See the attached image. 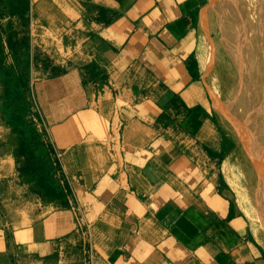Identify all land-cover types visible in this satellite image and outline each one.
<instances>
[{
  "label": "crops",
  "instance_id": "1",
  "mask_svg": "<svg viewBox=\"0 0 264 264\" xmlns=\"http://www.w3.org/2000/svg\"><path fill=\"white\" fill-rule=\"evenodd\" d=\"M25 1L30 119L65 196L7 201L0 264H264L206 77L210 0Z\"/></svg>",
  "mask_w": 264,
  "mask_h": 264
},
{
  "label": "rangeland",
  "instance_id": "2",
  "mask_svg": "<svg viewBox=\"0 0 264 264\" xmlns=\"http://www.w3.org/2000/svg\"><path fill=\"white\" fill-rule=\"evenodd\" d=\"M231 2L232 0H210L206 8V26L211 19V38L215 48L214 69L211 70L208 65L206 77L218 110L240 140V151L235 157V164L238 166L236 174L239 178H235V183L238 185L242 204L264 243V61H259L263 65L256 70L259 62H256L257 59L253 60L254 54L249 53L253 51L249 49L245 53L243 45L239 48L241 42H238L239 35H236L233 18L234 12L236 16L238 12ZM28 12L25 0H0V31L6 48L7 64L18 75L25 77V81L19 85L21 95L16 81L11 80L7 84L8 77L0 68V135L7 133L6 131H10L11 135L9 140L0 141V214L6 219L8 200L11 202L19 198L22 205H29L40 200L45 203L54 198L47 191L45 170L38 169L42 164L38 161L31 162L20 151L21 134L13 125L14 112L19 103H27L29 118L33 111L30 89L32 50L29 51V45L26 44L28 40L23 42V39L22 43L14 38L15 34H19V28H16L17 14L21 13L26 18L24 13ZM263 19L264 16L261 21ZM20 34L24 32L21 31ZM228 48L230 59L226 56ZM231 51L235 53L232 56L235 57L234 61L231 59ZM14 148L17 149L16 155L7 156ZM42 264L56 263L50 261Z\"/></svg>",
  "mask_w": 264,
  "mask_h": 264
},
{
  "label": "trees",
  "instance_id": "3",
  "mask_svg": "<svg viewBox=\"0 0 264 264\" xmlns=\"http://www.w3.org/2000/svg\"><path fill=\"white\" fill-rule=\"evenodd\" d=\"M3 36L0 31V68L8 77L7 84L11 80L17 83V90L22 94L20 83L25 81V77L18 75L16 71L12 70L7 64L6 48L3 44ZM30 112L27 103H19L14 112V127L21 134L20 151L23 155L32 161H38L42 165L38 167L39 171L45 170L47 176V191L58 198H63L65 192L58 176L57 167L54 164L51 156V145L44 140L43 135L29 118Z\"/></svg>",
  "mask_w": 264,
  "mask_h": 264
},
{
  "label": "bare ground",
  "instance_id": "4",
  "mask_svg": "<svg viewBox=\"0 0 264 264\" xmlns=\"http://www.w3.org/2000/svg\"><path fill=\"white\" fill-rule=\"evenodd\" d=\"M231 3L233 6H236V12H238V16H236L234 12L233 18L236 23V35L237 36L239 35L238 42H241L239 44V48L241 47V45H243L242 47L246 49L245 53H248L247 51H249V49L250 51H253L249 53L255 55V58H253V60L257 59L256 61L257 63L260 60L264 61V57H263L264 56V19L261 21V17L264 16V0H232ZM207 18H208V10L205 9L203 15V21L205 25L207 24ZM231 48H233V46ZM226 52H227L226 55L227 58L230 59L229 57L230 48H228ZM233 52L231 53V59L234 61L235 57L232 56L235 53ZM262 65L263 64L259 62L256 65L255 69L257 70L258 67L262 68ZM206 70H207L206 72H208L207 66H206ZM259 77L260 76L258 75V78ZM254 78L256 79V76H254ZM233 128L236 129V127Z\"/></svg>",
  "mask_w": 264,
  "mask_h": 264
}]
</instances>
